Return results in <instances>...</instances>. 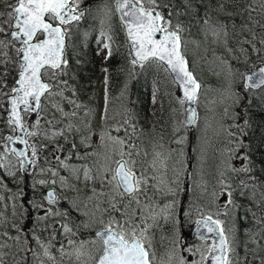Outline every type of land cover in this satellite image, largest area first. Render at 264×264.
<instances>
[{
    "label": "rangeland",
    "instance_id": "374dc122",
    "mask_svg": "<svg viewBox=\"0 0 264 264\" xmlns=\"http://www.w3.org/2000/svg\"><path fill=\"white\" fill-rule=\"evenodd\" d=\"M193 1L196 0L166 2L183 13L179 21L186 28L183 33L185 56L201 84L195 126L186 124L185 101L177 103L176 98L171 97L164 101L171 112V135L156 133L154 116L149 114L141 116L133 130L127 129L133 125L130 108L119 120L114 119V109H108L109 70L100 67L96 74L89 66V58L94 54L97 65H102L108 52L104 44L114 46L116 3L115 0H76L78 7L85 2L88 5L79 20L65 26L69 32L65 56L68 65L55 79L45 78L54 87L52 95L43 99L38 129L32 127L37 114L34 117L32 113L25 114L30 131L39 133L28 136L30 145L38 151L31 174L21 171L18 158L8 153L3 144L7 134L14 132L13 126L7 123L6 94L11 90L5 73L10 74L17 67L16 49L21 45L12 39L13 29L5 23L6 14L11 11L9 5L15 6L17 0H0V4L6 6L5 15L0 16V27L5 29L0 33V164L4 165L0 167V264H95L102 251L95 235L104 226L99 221L106 222L109 217L117 216L110 207L115 193L107 183L110 174L106 172L109 166L114 169L116 165L108 158L119 160L121 150L132 151L137 173L149 178L147 195L157 211L176 202L172 219H165L166 213L157 216L155 221L147 219L148 209H145V222L153 225L146 235L154 264H179L182 258L184 264H202L212 240L191 238L189 233L194 223L209 215L222 222L231 248L226 255L232 264H264L260 255V251H264V232L260 228H240L235 223L229 216L234 209L227 193L234 176L248 170L249 145L244 136L247 119L242 114V110H246L244 99L252 98L250 101L256 107L259 94L260 98L264 96V86L245 93L248 88L244 84L245 75L264 61V0H244L248 3L239 11L227 10L225 5L221 9L216 0H207L210 3L203 5ZM163 11L167 15L168 9ZM171 19L175 22L177 17L174 15ZM214 31L220 34L214 35ZM138 65L132 67L135 76L141 74L140 82L155 77L149 65L145 68ZM81 70L87 75L90 72V87L78 85L83 78ZM123 79L124 84L131 82L128 72ZM124 89L118 98L114 97L115 107L120 108L117 117L128 98ZM84 90L90 91V100L80 97V92L85 94ZM61 91L63 96L57 95ZM175 92L178 95L177 90ZM69 100L75 103L70 104ZM54 104H59L63 113L69 115L58 111ZM72 112L76 113L74 117L70 115ZM156 118L162 120L161 114ZM69 124L71 129L67 127ZM261 128L260 135L264 137V125ZM53 131H62L63 135L52 137ZM114 139L125 143L117 145ZM61 161L68 167L62 166ZM190 164L192 177L188 182ZM85 166L95 180L85 181ZM53 172L57 175L53 176ZM61 178L65 181L63 186ZM41 180L46 183L40 184ZM49 189L56 193L54 204L45 199ZM93 189L102 195L94 196ZM255 194L253 190L249 197L253 201L250 206L256 208L255 202H264L262 194L260 198ZM138 195L141 204L133 203V209L144 207L146 203L143 194ZM121 202L127 204V198ZM76 205L81 211H76ZM262 209L260 206L257 211L262 214ZM48 210L60 214L46 215ZM104 210H108L106 214ZM145 222L140 223L141 228ZM35 224L37 228L33 231ZM63 225H68L72 231L65 232Z\"/></svg>",
    "mask_w": 264,
    "mask_h": 264
},
{
    "label": "snow or ice",
    "instance_id": "6c2138e0",
    "mask_svg": "<svg viewBox=\"0 0 264 264\" xmlns=\"http://www.w3.org/2000/svg\"><path fill=\"white\" fill-rule=\"evenodd\" d=\"M74 4H76V0H72L71 3L70 0H17L15 6L9 5L11 11L6 14L8 19L5 23H8L13 29L11 32L12 38L19 41L21 45L16 49L19 56L18 78L15 79L10 93L6 94L10 104L7 123L9 126H13V131L20 130L28 136L39 134L36 131H29L25 126L23 117L27 113H36L38 118L32 127L39 128V112L42 110L41 98L51 96L54 87V85L45 82V78L55 79L68 65L64 51L66 47L65 39L69 36V32L65 26L72 21L79 20L84 14L78 4L75 7ZM220 8H224L223 3L220 4ZM163 9H168L167 15H165ZM116 11L120 12L123 18H126L124 26L134 52L131 63L133 65L139 63L143 68L149 62H162L160 66H167L166 70H170L174 74V79L182 89L183 99H180L179 102L181 104L185 100L194 102L200 84L189 69L185 56L186 41L183 38V33L186 28L179 21V16L183 13L177 11L174 7H170L166 0H116ZM0 15L5 14L0 13ZM174 15L177 17L175 22L171 19ZM3 32H5V29L0 27V33ZM213 34L218 36L220 33L214 31ZM102 35H104L103 32ZM41 36L43 39L39 38ZM108 39L111 40V37L109 36ZM0 44H2V41H0ZM104 48L109 50L108 57H111L110 44L105 43ZM255 76L256 74H253L246 78L249 81L246 87L264 86V68L259 70L258 78H254ZM64 83L66 84V82ZM57 95L63 96V92L61 91ZM105 99L107 100V96ZM68 103L72 104L75 101L69 100ZM21 106L23 107L21 108ZM79 106V104H76V107ZM53 107L63 113V109L59 104H54ZM63 114L65 116L69 115L68 113ZM70 115L74 117L76 113L72 112ZM188 120L189 122L195 120L194 111ZM67 127L71 129L72 125L69 124ZM116 131H120V129H116ZM44 135H48V133H44ZM62 135V131L51 133L52 137ZM4 139L10 143L16 142L28 145V140L19 135L15 137L7 136ZM113 142L121 146L125 143L121 139H114ZM177 142L181 141L178 140ZM29 147L31 157L25 151H18L16 148L10 150L12 155L18 158L22 172L27 171L26 165L28 167L35 165L38 157L35 146L29 145ZM72 147L74 148L75 145ZM119 156V160L108 158L116 167L113 169L109 166L106 172L110 174V179H107V176L105 177L115 193L110 201V207L112 211L117 213L119 219L117 216H111L106 222L99 221L104 226L101 231L95 234L102 246L96 264H154V254L149 250L151 245L147 242L146 235L153 225L145 222V209H148L147 219L155 221L157 216L165 213L167 214L164 216L165 219H172L175 215L176 202L166 204L157 211L151 204V197L147 195L149 178L142 173H137L136 161L132 158L133 152L121 150ZM125 156L128 158L125 159ZM61 164L68 167L63 161H61ZM3 166L0 164V167ZM83 171L85 181L96 179L87 166L84 167ZM52 175L55 176L57 173L53 172ZM163 182L162 179L161 183ZM39 183L45 184L46 182L41 180ZM52 183H55V180ZM64 183V179L61 178V185L63 186ZM141 193L146 203L144 207L133 209V203L138 206L141 204L138 195ZM93 195L98 197L102 194L96 193L93 189ZM125 198H127V204L121 202ZM45 199L49 204L56 203L55 191H48ZM75 208L76 211H81L79 205H76ZM107 211L104 210V214ZM59 214L52 213L50 210L46 212V215ZM84 214L88 215L87 211ZM141 222H145L143 228L140 226ZM196 223L199 225L201 221ZM203 224L208 232H215L219 235L220 243L217 247L224 252H230L229 241L225 236L224 228L221 227L222 222L213 220L209 215L204 219ZM63 229L65 232L72 231L68 225H63ZM69 243L72 242L69 241ZM209 251H215V248L210 246ZM202 259H205V257H202ZM212 259L215 264H232L227 255L213 256ZM179 264H184L183 258L179 261ZM189 264H195V262H189Z\"/></svg>",
    "mask_w": 264,
    "mask_h": 264
},
{
    "label": "trees",
    "instance_id": "16d2710c",
    "mask_svg": "<svg viewBox=\"0 0 264 264\" xmlns=\"http://www.w3.org/2000/svg\"><path fill=\"white\" fill-rule=\"evenodd\" d=\"M166 1L171 2V0ZM210 1L196 0L193 2H197L198 5H201L202 3H210ZM175 2L178 3L179 0H175ZM214 2L217 4L223 3L227 10L236 9L235 11H239L242 5L248 3V1L244 0H216ZM237 3H239V5L236 8ZM5 12L6 6H2L0 4V13ZM114 18L116 21L115 27L117 28L113 33L114 46L111 47V57H108L107 52L104 61L101 62L102 65H97V58L94 54L89 58L92 65L89 66L95 70L96 74L98 70H100V67H103L104 69L107 68L109 70V80L107 86L109 99L108 109H114L112 116H114V119L119 120L122 116H124L126 109L130 108L131 121H133L132 127H127V129L130 130L137 127V123L139 122L141 116L145 114L153 115L156 122V133L159 131L165 136L171 135L173 134L171 112L166 109L164 101L167 102V99L171 97L176 98L177 103H179V97L175 92L177 87L173 82L169 71L166 70L165 66L161 67L160 62L147 63L146 65L150 66V71L155 77L152 80L140 82L141 74L139 73L138 76L134 75L132 67L133 64L131 63L133 58L131 57L130 49L125 39L123 26L116 15ZM235 18L233 17V19ZM234 24L235 22L233 25ZM231 39H233V37ZM237 40L238 39L236 38V42ZM89 52L91 53V49H89ZM85 56H87V53H85ZM15 62L17 67H14L10 74L7 73L9 80L8 88L10 90L14 86L15 79L18 78L19 61L17 58L15 59ZM138 67L141 66L138 65ZM125 72H128L131 77V82L128 84H124V81L126 82V80L123 79ZM81 76H83V78L79 79L78 85L84 84L83 88L90 87V85L88 86L92 78L90 72H88L87 75L84 73V70H81ZM76 81L78 80L76 79ZM123 89L125 96L128 98L125 102L124 108H122V112L119 117H117V112L120 108L115 107L116 101L114 100V97L118 98ZM246 92L252 93L249 89H245V93ZM149 99H151L150 102ZM251 99L252 98L250 97H246L244 99L246 102V110H242V114L247 119L244 136L247 137L249 145L248 170H246L245 173L243 171L238 172L234 176V181L227 192L230 197V203L233 205L232 209H234L230 210L229 216L233 218V220L235 219V223L240 228L248 230H257L260 228L264 232V203L255 202L258 205L256 208L250 206L253 203V201L250 200L253 190L256 192L255 197L257 196V198H260L262 194L264 202V137L260 135L262 132L261 127L264 125V96L260 98L259 94L260 101L256 107L251 103ZM6 103L8 104V101ZM6 110L7 108H5V112ZM158 113L161 114L162 120L156 118ZM123 130H125V128H123ZM239 177L242 179L238 180ZM238 182L240 183L238 187H236ZM260 206L263 208L262 214L257 211ZM260 255L263 256L264 259L263 250L260 251Z\"/></svg>",
    "mask_w": 264,
    "mask_h": 264
},
{
    "label": "water",
    "instance_id": "95a60500",
    "mask_svg": "<svg viewBox=\"0 0 264 264\" xmlns=\"http://www.w3.org/2000/svg\"><path fill=\"white\" fill-rule=\"evenodd\" d=\"M70 3H71V0H70ZM115 3H116V0H115ZM80 9H81V10H84L83 7H80ZM116 12H117V15H118L119 20L121 21V23H122V25H123L124 33H125V36H126V40H127V42H128V45H129V48H130V51H131V56H132V58H134V52H133V50H132V48H131L130 40H129L128 36H127L126 30H125V26H124V24H125V19H126V18H123L120 12H118V11H116ZM41 39H43V37H42ZM16 42H17L18 44H20L19 41H16ZM65 43H66V39H65ZM64 55H65V51H64ZM160 63H162V62H160ZM165 67L167 68L166 65H165ZM188 67H189V69L191 70L189 63H188ZM261 68H264V62L261 63V64H259L254 70L248 72V73L245 75V83H244L245 86L249 83V81H247L246 78H247L248 76H252L253 74H256V76H255L254 78H258V76H259V70H260ZM168 71H169V73L171 74L172 79H173L174 83H175L176 86H177L179 97H180L181 99H183V92H182V89L180 88L179 83L174 79V74L171 73L170 70H168ZM191 71H192V70H191ZM192 72H193V71H192ZM193 74H194V72H193ZM194 76H195V74H194ZM195 77H196V76H195ZM196 79H197V78H196ZM45 82L49 83V82L46 81V80H45ZM197 82L200 84V82H199L198 79H197ZM261 87H263V86H261ZM261 87H247V88H255V89H256V88H261ZM200 88H201V84H200ZM200 88H199V90H198V94H199V92H200ZM197 98H198V95H197ZM197 98H196V100H197ZM42 99H43V97L41 98V103H42ZM196 100H195L194 102H192V101H188V100H185V119H186V123H187L189 126H194L195 123H196V121H197V107H196ZM22 107H23V106H21V108H22ZM193 111L195 112V120L192 121V122H189L188 118H189L190 116H192ZM9 112H10V104H9L8 117H9ZM34 114H36V113H34ZM23 119H24V117H23ZM24 123H25V122H24ZM27 128H28L29 131H30V126H27ZM17 135L22 136V137H24L25 139L28 140V137H27L28 135H26L24 132H22V131H20V130H16V131L14 132V134H9V135H7V136H14V137H15V136H17ZM4 148H5L8 152H11L10 150H11L12 148H16L18 151H25V152L27 153V155H28L29 157H31L29 144H28V145H23V144H19V143H16V142H12V143H10V142H7V141L5 140V141H4ZM26 167H27V170L30 168V167H28L27 165H26ZM191 177H192V169H191V167H189V169H188V182H190ZM50 190H54V189H50ZM50 190H49V191H50ZM205 218H206V217H205ZM205 218L199 220V221H201V223H200L199 225H197V223L194 225V227H193V229H192V232H191V235H192V236L196 235L197 237H199V238H201V239H203V238H213L212 247L215 248V251H210L209 255L205 258L203 264H215V262L213 261L212 257H213V256L220 257V256H222V255H226V252L222 251L219 247H217V246L219 245V243H220L219 235H218L217 233H215V232L210 233V232L207 231V228H206V227L204 226V224H203V221H204ZM100 231H101V230H100ZM98 232H99V231H98ZM95 264H96V263H95Z\"/></svg>",
    "mask_w": 264,
    "mask_h": 264
},
{
    "label": "flooded vegetation",
    "instance_id": "af4514ba",
    "mask_svg": "<svg viewBox=\"0 0 264 264\" xmlns=\"http://www.w3.org/2000/svg\"><path fill=\"white\" fill-rule=\"evenodd\" d=\"M87 5H88V3H87ZM84 98H85V95L83 96ZM29 144H30V141H29ZM34 171V168H33V166H31L30 167V169L28 170V172H30L31 174H32V172ZM36 221V220H35ZM194 226V225H193ZM193 228V227H192ZM192 228H191V230H192ZM191 232V231H190ZM22 237H26L25 235H23L22 234ZM13 246H15V245H13ZM12 262V261H11ZM13 264H15V263H13ZM22 264H27L26 262H23Z\"/></svg>",
    "mask_w": 264,
    "mask_h": 264
},
{
    "label": "bare ground",
    "instance_id": "6f19581e",
    "mask_svg": "<svg viewBox=\"0 0 264 264\" xmlns=\"http://www.w3.org/2000/svg\"><path fill=\"white\" fill-rule=\"evenodd\" d=\"M193 8V7H192ZM231 18V17H230ZM233 25V24H232ZM179 129V128H178ZM234 181V180H233ZM174 222V221H173Z\"/></svg>",
    "mask_w": 264,
    "mask_h": 264
}]
</instances>
